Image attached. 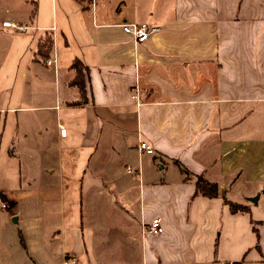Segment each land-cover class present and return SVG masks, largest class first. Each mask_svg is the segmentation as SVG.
Masks as SVG:
<instances>
[{
	"label": "crops",
	"instance_id": "0c3cea01",
	"mask_svg": "<svg viewBox=\"0 0 264 264\" xmlns=\"http://www.w3.org/2000/svg\"><path fill=\"white\" fill-rule=\"evenodd\" d=\"M0 194V264H264V0H0Z\"/></svg>",
	"mask_w": 264,
	"mask_h": 264
},
{
	"label": "built area",
	"instance_id": "2783aa9c",
	"mask_svg": "<svg viewBox=\"0 0 264 264\" xmlns=\"http://www.w3.org/2000/svg\"><path fill=\"white\" fill-rule=\"evenodd\" d=\"M86 4L90 6H94L97 3V0H83ZM2 26L12 30L13 32L17 33H26L28 29H30L25 24L14 23L12 21H3ZM122 32L130 35L135 43H143L149 40L154 34L158 33L160 30L158 27L154 25H150L147 23H124L121 26ZM55 60H48L47 65L55 63ZM137 96L133 95L132 99H136ZM59 135L62 137H66V130L63 127H59ZM137 150L142 154L145 153L147 155H153L154 150L152 147L145 142H140L138 144ZM8 209V204L0 197V210L5 211ZM146 233L151 236H159L163 233V225H161L160 218H154L148 224L145 229ZM63 264H77V261L74 258L66 259Z\"/></svg>",
	"mask_w": 264,
	"mask_h": 264
},
{
	"label": "trees",
	"instance_id": "16d2710c",
	"mask_svg": "<svg viewBox=\"0 0 264 264\" xmlns=\"http://www.w3.org/2000/svg\"><path fill=\"white\" fill-rule=\"evenodd\" d=\"M39 48L37 50V54L41 56L43 60H47L49 57V54L52 50V39L48 36L44 41H41L38 44ZM73 68L75 69V78L71 82V85L73 87H76L77 89H80V91L83 93L85 91V79H84V72H86L87 68L83 65L81 61H77ZM194 183H195V196H206L209 198H215L218 197V189L217 186L213 183H210L203 177H194ZM0 196H2L0 194ZM228 207L230 208L232 213H238V212H246L247 208L244 206H241L239 204L235 203H229L226 202ZM253 231L257 237V230L255 227H253ZM258 246V245H257Z\"/></svg>",
	"mask_w": 264,
	"mask_h": 264
},
{
	"label": "water",
	"instance_id": "95a60500",
	"mask_svg": "<svg viewBox=\"0 0 264 264\" xmlns=\"http://www.w3.org/2000/svg\"><path fill=\"white\" fill-rule=\"evenodd\" d=\"M258 200V197H250L248 198V201L252 202V203H256Z\"/></svg>",
	"mask_w": 264,
	"mask_h": 264
}]
</instances>
